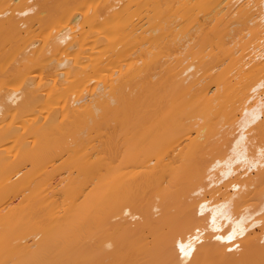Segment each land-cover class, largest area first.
<instances>
[{"label":"bare ground","instance_id":"6f19581e","mask_svg":"<svg viewBox=\"0 0 264 264\" xmlns=\"http://www.w3.org/2000/svg\"><path fill=\"white\" fill-rule=\"evenodd\" d=\"M226 262L264 264V0H0V264Z\"/></svg>","mask_w":264,"mask_h":264},{"label":"rangeland","instance_id":"374dc122","mask_svg":"<svg viewBox=\"0 0 264 264\" xmlns=\"http://www.w3.org/2000/svg\"><path fill=\"white\" fill-rule=\"evenodd\" d=\"M250 38V36H246V38L245 39H249ZM238 131H239V128H236L235 130H233L232 131V134L231 135H229L230 137H233L235 134H237L238 133ZM219 138V136H216L215 137V139H218ZM52 163H50V165H51ZM30 168V163H27L26 165H24V169L26 170V169H29ZM10 192H12V193H9V197H10V199H11V201H14V203H16L17 201H18V197H17V194H15L14 193V191H10ZM153 211H154V216H158L159 215V210H156V209H153ZM258 235L259 234H261V231H258V233H257ZM95 249L96 250H98L96 247H95ZM237 256V255H236ZM227 264H230V262H226Z\"/></svg>","mask_w":264,"mask_h":264}]
</instances>
